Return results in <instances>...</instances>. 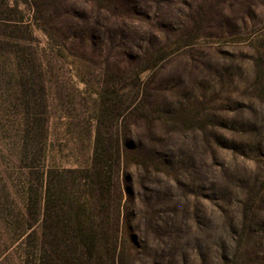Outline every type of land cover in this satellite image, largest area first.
I'll list each match as a JSON object with an SVG mask.
<instances>
[{
    "label": "rangeland",
    "instance_id": "rangeland-1",
    "mask_svg": "<svg viewBox=\"0 0 264 264\" xmlns=\"http://www.w3.org/2000/svg\"><path fill=\"white\" fill-rule=\"evenodd\" d=\"M6 1L0 264L37 263L42 173L88 166L100 114L173 166L132 170L129 264H264V0Z\"/></svg>",
    "mask_w": 264,
    "mask_h": 264
},
{
    "label": "trees",
    "instance_id": "trees-1",
    "mask_svg": "<svg viewBox=\"0 0 264 264\" xmlns=\"http://www.w3.org/2000/svg\"><path fill=\"white\" fill-rule=\"evenodd\" d=\"M7 1L2 13H18L17 5L10 6ZM21 24L14 22L10 27L17 46L20 38L14 32L27 29ZM139 74L137 71L133 79L137 86ZM110 80L109 77L106 81ZM128 117L122 115L117 120L113 133L101 114L95 118L91 158L86 168H52L42 173L43 203L36 264H129L125 252L135 241L128 219L130 204L134 203L132 170L147 163V173L153 167L149 175L169 177L173 166L154 149H144V141L136 139L135 132L127 129ZM131 159L139 163H131ZM174 179L179 182L177 175Z\"/></svg>",
    "mask_w": 264,
    "mask_h": 264
}]
</instances>
